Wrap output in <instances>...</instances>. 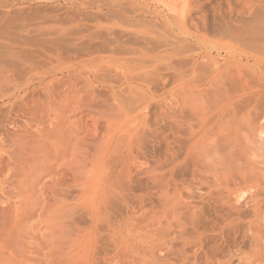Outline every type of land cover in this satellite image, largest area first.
Here are the masks:
<instances>
[{
    "label": "rangeland",
    "instance_id": "obj_1",
    "mask_svg": "<svg viewBox=\"0 0 264 264\" xmlns=\"http://www.w3.org/2000/svg\"><path fill=\"white\" fill-rule=\"evenodd\" d=\"M263 28L264 0H0V264H264Z\"/></svg>",
    "mask_w": 264,
    "mask_h": 264
},
{
    "label": "bare ground",
    "instance_id": "obj_2",
    "mask_svg": "<svg viewBox=\"0 0 264 264\" xmlns=\"http://www.w3.org/2000/svg\"><path fill=\"white\" fill-rule=\"evenodd\" d=\"M260 30H262V32H264V31H263V30H264V28H263V29H260ZM260 32H261V31H260ZM262 32H261V33H262Z\"/></svg>",
    "mask_w": 264,
    "mask_h": 264
}]
</instances>
